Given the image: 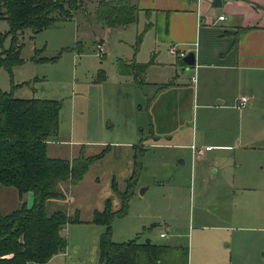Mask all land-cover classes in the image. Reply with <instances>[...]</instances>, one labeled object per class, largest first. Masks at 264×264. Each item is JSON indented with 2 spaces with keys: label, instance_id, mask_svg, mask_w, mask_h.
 Returning a JSON list of instances; mask_svg holds the SVG:
<instances>
[{
  "label": "crops",
  "instance_id": "1",
  "mask_svg": "<svg viewBox=\"0 0 264 264\" xmlns=\"http://www.w3.org/2000/svg\"><path fill=\"white\" fill-rule=\"evenodd\" d=\"M212 1L131 0L138 9L137 16L143 12L146 19L154 16L158 23L164 20L168 44L175 45L184 51H192L194 64L185 66L182 63V68L187 67L186 73L183 72L186 70L185 68H181L180 72L176 73L175 63L157 61L145 70L141 85H136L130 75L117 73L115 80L119 85H122L123 89L119 88L122 94L137 96V110L141 108L142 104H145L146 100L150 121L147 129L148 137L143 138L142 142L139 141L141 135L138 136V134L142 133V127L137 126L136 129L133 128L138 136L134 139L136 143L119 141L121 139L113 140L110 144H105V141L100 142V145H105L103 147L105 150L97 161L105 156L110 145L119 146L122 144L127 147L128 152L125 157L126 164L123 173L124 185V180L131 170L134 146L140 145L144 152L148 145L158 144L159 137L164 136L163 138L171 140L175 134L179 133L177 129H161L157 127L156 123L155 125L151 124L152 120L154 122L157 119H155L154 106L158 100L161 98L166 102L167 97L170 96L169 105L165 107V110L172 109L173 112L176 111L179 114L178 111L190 97L195 109L201 110L199 115L203 116L204 127L198 133L191 129L189 143L182 142L184 139L187 140V137H181L173 145L190 150L189 145L194 144L203 149L201 155L217 150L227 151L232 156V158L227 156L223 165L211 170L212 174L219 172L220 177L213 186L211 197L206 201L210 206L213 205V202L215 203L217 216L225 222V225H218L211 221V213L208 209L201 215L200 225H198L201 230L226 229L229 238L228 258L224 250H217L215 247L207 249L208 243L205 241L207 237H203V234L198 235L195 246L204 244L206 249L196 247L193 251L192 238H190L188 252V247L177 240L180 233L169 232V227L174 228V220L167 219V222H163V228L159 227L156 230L157 240L164 239L170 234L175 238L167 241L168 243H157L151 239H148L147 242L161 247L160 256L155 264H165L163 261L167 257L170 258L169 264H178L179 262L182 264H264V214L258 213L257 210V198L261 197L264 200V173L251 172L248 175L239 173L241 162L236 158L241 156L242 152L251 153L256 150L261 153L264 161V13L261 8L264 0H219V6H213ZM89 2L91 1L89 0ZM95 3L90 4H93V7ZM75 15H72L69 20H72ZM218 16H223V18L218 19ZM167 18L170 20L173 18L172 22H166ZM127 25L117 28H107L104 25H100V27L103 28L102 31L107 36L108 33L121 30ZM152 25L150 22L149 27ZM98 41L100 45L103 44L101 38ZM133 56L134 54L132 60ZM135 62L140 63L139 61ZM169 69L173 70L170 76L168 75ZM155 71L159 76L167 72L166 79L161 81L151 79ZM191 76L194 77L193 82L190 81ZM239 96H247V102L241 108L242 110L233 106ZM160 103L163 106L161 100ZM164 114L165 116L162 118L168 121L170 118L168 114L171 113L167 111V114L165 112ZM195 117L194 114L193 121L196 120ZM90 142L92 141L85 143ZM49 143H52V140L46 142V155L55 158L56 156L47 149ZM83 145L78 149L77 154L82 150ZM159 145L168 144L160 143ZM235 151L240 152L235 153ZM141 170L142 161L125 215L114 219L110 224L111 240L114 242H119L116 241V238L119 237L116 236L117 229H115V221L119 219H124L121 224L126 227L125 238L127 239L121 241L132 239L135 236H138V241L144 242L145 240L142 231L139 230V223L128 219L130 215L136 218L140 217L139 214L133 213V205L141 207L140 198L137 197L149 187L139 180ZM84 174L74 186L70 185L68 180L59 182L57 190L63 195V199H50L45 202L44 207L47 214L55 210H62L63 205L66 204L64 212L71 216L76 211L79 221L63 225L60 234L65 238L64 250L54 254L43 264H98L97 242L99 234L103 231V226L91 223V214L94 210L102 208L105 199L110 200L111 210L118 208L119 200L118 204L113 205V198L116 195L110 189V180L113 178L116 182V179L114 174H108L107 191L100 193L93 201H90L85 210L87 214L81 217V206L79 204L70 206V204L74 202L73 189L82 183ZM94 182L98 184V177L94 178ZM2 187L0 186V193L10 196V201L14 199L16 206H19L21 202H24L26 206L31 203L30 193H23L19 199L16 190L12 191L8 187ZM138 189L137 195L136 190ZM7 205L6 203L0 204V208H6ZM10 211H0V213L6 214ZM142 228L144 229L143 225L140 229ZM161 232H164V237H159ZM189 236L192 237L191 233ZM138 264H147L142 254H139Z\"/></svg>",
  "mask_w": 264,
  "mask_h": 264
},
{
  "label": "rangeland",
  "instance_id": "2",
  "mask_svg": "<svg viewBox=\"0 0 264 264\" xmlns=\"http://www.w3.org/2000/svg\"><path fill=\"white\" fill-rule=\"evenodd\" d=\"M90 1L81 2L78 10L72 13V15L76 14L72 20H56L35 33L30 29H23L17 40L21 63L12 65L9 70L0 65V91L10 92L17 98H47L59 102L57 131L50 139L52 143L48 144L47 149L57 158L62 159H71L77 155L82 144L84 145L81 152L87 156L96 154L105 146L100 145L101 141L110 144L113 140L121 139L119 141L136 143L134 139L137 133L134 129L137 126L142 127V133L138 134L141 135L139 141L142 142L143 138L148 137L147 129L150 121L146 100L137 110V96L131 94L127 96L119 90L123 87L115 80L118 59L130 61L134 54V61L146 64L145 70L157 61L175 63L176 73L180 72L183 66L180 58L168 52L171 44H168L165 34L164 20L158 23L154 16L146 19L144 13L140 12L135 22L106 36L102 31L103 28L100 27L102 24L91 16L95 5L92 7L93 4L90 3L96 0ZM172 20L173 18L171 20L167 18L165 21L172 22ZM150 22L153 24L151 27H149ZM7 29V22L0 18V50L9 47V37L3 36ZM137 35L140 39L134 51ZM99 38L102 39V45L99 44ZM97 44L101 47L100 51L95 48ZM37 57L54 59L33 61L32 58ZM184 68L186 70L183 72L186 73L187 67L182 69ZM172 71V69L168 70L169 76ZM166 75L167 72L159 76L155 71L151 79L161 81L166 79ZM169 98L170 96L167 97L166 102L160 98L163 106L158 100L154 106L155 119H157L154 122L152 120L151 124L156 123L161 129H177L179 133L171 140L157 136L158 144L148 145L145 148L141 158L142 170L139 180L149 187L139 195V189L136 190L141 207L133 205V213L139 214L140 217L130 215L128 219L139 223V230L142 231L144 239H151L157 243H168L167 241L175 238L171 234L164 239L157 240L156 237V230L159 227L163 228V222L173 219L174 228L169 227V232L180 233L177 240L188 247V252L190 238H192L193 251L196 247L206 249L204 244L195 246L198 235L203 234V237H207L205 240L208 243L207 249L215 247L217 250H224L228 258L229 238L226 229L201 230L198 225L206 209L211 213V221L225 225V222L217 216L215 203L210 206L206 201L211 197L213 186L220 177L219 172L212 174L211 170L223 165L227 156L230 158L232 156L227 151L217 150L205 155H192L189 149L173 145L181 137H187V140L184 139L182 142L189 143L191 129L198 133L204 125L203 116L199 115L201 110L195 109L190 97L178 111L179 114L167 107V111L171 114H168L170 117L168 121L164 120L162 117L165 116L164 112L167 114L165 107L169 105ZM194 114L195 121H193ZM160 143L168 145H159ZM106 152L100 161L96 160L87 167L82 183L73 189L74 202L71 201L70 206L79 204L81 217L87 214L85 210L89 202L100 193L107 191L109 173L114 174L118 189L123 188L127 147L122 144L110 145V149ZM237 152L240 151H235ZM241 154L236 157L237 161L241 162L239 173L247 175L251 172L264 173L261 153L255 150ZM95 177H98V184L94 182ZM8 188L15 190L13 187ZM9 198L6 193H0V204H8L6 208H0L2 209L0 211L7 212L18 207L14 199L10 201ZM257 200L258 213L264 214V200L261 197ZM117 201L116 197L113 198V205L118 204ZM65 205L62 207L63 212ZM123 220L115 221L116 236L119 237L115 238L119 242L127 239L126 227L121 224ZM141 225L144 229H140ZM163 262L169 264L170 258H164Z\"/></svg>",
  "mask_w": 264,
  "mask_h": 264
},
{
  "label": "trees",
  "instance_id": "3",
  "mask_svg": "<svg viewBox=\"0 0 264 264\" xmlns=\"http://www.w3.org/2000/svg\"><path fill=\"white\" fill-rule=\"evenodd\" d=\"M82 1L0 0V18L8 24L3 36L10 40L9 47L0 50V65L9 70L21 63L17 40L23 29L35 33L56 20H69ZM261 8L264 13V3ZM137 12L131 0H97L91 16L107 28H117L135 22ZM139 39L137 35L134 51ZM145 67L146 64L133 60L118 59L116 63L117 73L130 75L136 85L143 83ZM59 107L55 99L17 98L0 91V186L13 187L19 199L23 193L31 194L29 206L21 202L16 209L0 213V264L46 263L65 248V238L60 234L63 225L79 221L76 211L71 216L62 210L47 214L45 202L63 199L57 184L68 180L70 185H76L105 149L87 156L79 151L71 160L48 157L46 142L57 131ZM142 152L140 146L133 147L131 170L121 190L113 178L110 180V189L119 200L118 208L111 210L110 200L105 199L102 208L91 214L90 222L103 226L97 242L98 264H138L139 254L147 264H155L160 256V246L138 241V236L121 242L111 240L110 224L127 211L141 169Z\"/></svg>",
  "mask_w": 264,
  "mask_h": 264
},
{
  "label": "built area",
  "instance_id": "4",
  "mask_svg": "<svg viewBox=\"0 0 264 264\" xmlns=\"http://www.w3.org/2000/svg\"><path fill=\"white\" fill-rule=\"evenodd\" d=\"M218 19H222L223 16H218L217 17ZM95 48L100 51L101 50V47L100 45H95ZM168 52L174 56H176L177 58H181L184 54H185V51L182 50V49H179L177 46H174V45H171L169 48H168ZM190 81L193 82L194 81V77L191 76L190 77ZM247 102V96H239L237 97L236 101H235V104L233 105L235 108L237 109H241ZM189 148H190V151L192 153V155H201L202 152H203V149L201 147H197L196 145L194 144H190L189 145ZM165 234L164 232H161L159 233V237H164Z\"/></svg>",
  "mask_w": 264,
  "mask_h": 264
},
{
  "label": "water",
  "instance_id": "5",
  "mask_svg": "<svg viewBox=\"0 0 264 264\" xmlns=\"http://www.w3.org/2000/svg\"><path fill=\"white\" fill-rule=\"evenodd\" d=\"M213 6H219L220 2L219 0H213L212 1ZM181 62L185 66H192L194 64V55L192 51H186L185 54L180 58ZM148 239L144 240V243H147Z\"/></svg>",
  "mask_w": 264,
  "mask_h": 264
}]
</instances>
